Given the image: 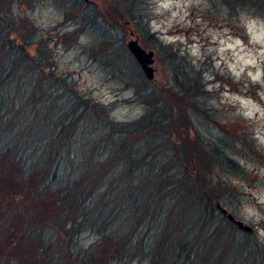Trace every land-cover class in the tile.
Returning a JSON list of instances; mask_svg holds the SVG:
<instances>
[{"label":"rangeland","instance_id":"rangeland-1","mask_svg":"<svg viewBox=\"0 0 264 264\" xmlns=\"http://www.w3.org/2000/svg\"><path fill=\"white\" fill-rule=\"evenodd\" d=\"M68 1L71 2L16 0L10 4L14 19L21 16L32 25L25 48L34 60V70L29 64L23 66L20 76L11 82L34 81V92L41 96L31 99L30 87L23 94H17L15 86L9 89L7 96L13 99V107L6 110L11 121L10 134L6 143L0 142V156L4 155L7 166L0 176V193L25 188L35 165L31 163L26 170L21 166L24 159L33 158V140L54 135L63 110L80 98H89L106 108L100 110L96 104L91 107L90 116L78 121L68 149L61 150L56 186L43 194V200L28 204L33 211L47 210L62 191L71 189L81 179L89 158L103 156L107 145L102 141L108 136L101 121L103 116L126 121L144 113L146 105L136 96L137 89L141 90L136 81L147 77L126 46V40L136 36L145 48L154 50V76L145 80L144 88L155 90L181 80L198 81L202 87L190 98L194 107L188 108V128L190 136L198 137L212 153L213 165L206 178L215 181L219 188L214 199L201 197L205 202H189L182 210L184 203H174L164 195L163 204L169 208L165 222L176 223L173 242H182L180 257L184 258L185 252L193 255L194 247L189 245L196 241L200 219L208 208L214 219L209 228L220 231L224 226L216 206L219 201L253 228L246 231L225 224L221 239L230 238L235 244V250L226 248L225 264H249L248 260L264 264V0H140L132 15H123L113 22L97 16L88 24L75 20L81 16L87 20L92 9L88 7L81 13L74 7L73 14H67L64 8ZM18 29L22 27L19 25ZM147 32L152 36L147 37ZM8 35L17 39L19 34L11 29ZM166 55L173 56L172 62ZM120 169L122 166L116 165L111 170L108 182L122 172ZM133 175L132 183H138L141 174ZM117 181L120 185L124 179ZM119 190L114 188L110 197L115 198ZM25 194L24 199L29 198V190ZM115 204L112 202L103 215L112 214L110 228L119 226L120 234L130 224L126 207L116 208ZM165 212L160 216L164 217ZM18 220L16 217L11 221ZM144 229L143 225L138 228L134 237L139 239L144 233L146 244L159 238L161 225ZM98 237L93 228L75 234L76 246L91 248L79 264H96V256L110 255L108 234L104 239ZM9 241L8 235L0 231V255L4 256L0 264H34L37 257L29 239L16 237L12 243ZM222 246L217 245L215 252ZM168 250L172 253L176 248ZM78 258L76 250L62 264H77L74 261ZM127 264H149V260L135 257Z\"/></svg>","mask_w":264,"mask_h":264},{"label":"trees","instance_id":"trees-1","mask_svg":"<svg viewBox=\"0 0 264 264\" xmlns=\"http://www.w3.org/2000/svg\"><path fill=\"white\" fill-rule=\"evenodd\" d=\"M15 1L0 0L1 143L2 141L6 143V136L11 126L10 118L6 115V110L13 107V99L7 96L9 89L15 86L18 89L17 94H23L30 87L31 99H39L41 96L38 92H34V81L19 79L18 82H11V79H16V75L20 76L19 70L23 66L29 64L30 70H34V60L25 48L29 43L32 25L21 16L19 20L14 19L9 7ZM18 1L25 3L29 0ZM139 2L140 0L100 2L71 0L66 2L64 9L67 14H73L71 8L75 7L83 13L84 9L90 7L92 14L87 20L83 16L75 20L81 24H88L97 16L107 22H113L115 19L120 20L123 15H132L134 7ZM233 2L235 0L230 1ZM19 25L24 29L23 31L18 29ZM11 29H16L19 34L17 39L8 35ZM146 36H152V33L147 32ZM172 57L166 55L170 62ZM145 80L149 79L136 81L137 86L141 88V90L137 89L136 96L146 105L144 113L126 121H115L107 118V115L103 116L104 119L102 118L101 121L108 135L102 141L107 145L106 151L102 153V157L98 154L96 158H89L81 172V179L71 189L62 191L59 199L48 204L47 210L33 211L28 204L39 198L43 200V194L56 186L57 170L61 167V150L68 149L70 137L75 133L78 121L90 116V109L96 104L100 110L106 108L103 104L84 97L67 110L64 109L54 135L49 137L46 134L41 140L34 139L32 142L30 155L32 153L33 158L30 159L31 161L24 159L21 169L26 170L33 163L35 171L25 188L22 191L20 189L0 193V231L8 235L10 243L16 237L29 239L34 245V256L37 257L34 264H62V260L74 255L76 250L80 258L74 263L79 264L91 248L76 246L74 236L85 228L98 231V240L104 239L108 234L107 241L111 245V250L108 252L110 255L96 256L94 259L96 264H127L135 257L147 259L149 264H225L227 262L225 256L228 258L226 248L229 246L231 250H235L232 239L230 241V238L225 240L221 237L224 236L225 224L231 227L236 224L220 211L219 217L225 221L224 226L220 231L211 230L215 228L212 226L209 228L211 220L214 219L208 208L203 219H200L201 230L196 235V241L189 245L194 247L193 255L185 252V257H180L182 242H173L176 223L165 222L169 216V208L163 204L164 195L173 199L174 203L178 200L184 203L185 206L180 204L182 210L183 207H188L189 202H205L201 197L214 199L219 188L215 181L206 178L209 177L208 172L213 165L212 153L205 149L198 137L190 136L188 128L191 124L188 108L194 107V102L190 98L202 87L198 81L185 83L181 80L153 90L142 86ZM106 111L107 109L104 110ZM133 139L137 141L133 142ZM11 142L7 149L10 148ZM67 162L71 163V159L68 158ZM116 165L122 166V170L120 169L122 172L120 171L117 177L108 182V176ZM6 167L4 155H1L0 176L6 172ZM136 172L141 174L140 181L132 183L131 177H134L133 174ZM121 178L124 181L118 185L117 180ZM103 187L105 189L101 194L99 191ZM114 188L120 190L115 198H111ZM26 190H29L30 195L29 198L24 199ZM123 195L124 198H121ZM112 202L116 203V208L123 205L127 209L125 211L130 227L120 234L117 228L119 226L110 228L112 214L103 215L105 210L111 208ZM164 210L167 211L166 215L161 217ZM16 217L18 221H11ZM155 224L159 227L161 225L160 235L156 241L152 240L146 244L144 233L139 239L134 237L142 225L145 231L147 227L153 228ZM217 245L224 246L220 251L215 252ZM171 247L176 248L172 253L168 250ZM3 257L0 255V261ZM248 263L254 264L252 260H248Z\"/></svg>","mask_w":264,"mask_h":264},{"label":"water","instance_id":"water-1","mask_svg":"<svg viewBox=\"0 0 264 264\" xmlns=\"http://www.w3.org/2000/svg\"><path fill=\"white\" fill-rule=\"evenodd\" d=\"M126 46L134 56L144 75L147 78H152L154 76V66L152 64L154 61V50L151 48H145L136 36L129 37L126 40ZM262 76L264 78V65L262 67ZM216 206L222 213L227 216L229 220L233 221L238 227L246 231L253 230L250 224L244 222L241 218L236 217L230 210L220 204L219 201H216Z\"/></svg>","mask_w":264,"mask_h":264}]
</instances>
